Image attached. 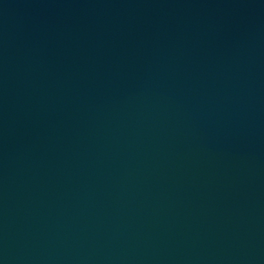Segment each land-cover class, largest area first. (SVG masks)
Wrapping results in <instances>:
<instances>
[{
  "label": "water",
  "instance_id": "95a60500",
  "mask_svg": "<svg viewBox=\"0 0 264 264\" xmlns=\"http://www.w3.org/2000/svg\"><path fill=\"white\" fill-rule=\"evenodd\" d=\"M0 264H264V0H0Z\"/></svg>",
  "mask_w": 264,
  "mask_h": 264
}]
</instances>
